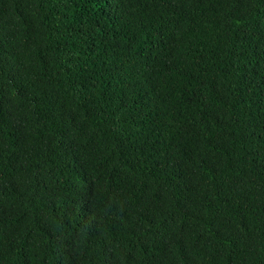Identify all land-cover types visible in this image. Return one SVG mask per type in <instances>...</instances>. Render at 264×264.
Masks as SVG:
<instances>
[{
    "label": "trees",
    "instance_id": "1",
    "mask_svg": "<svg viewBox=\"0 0 264 264\" xmlns=\"http://www.w3.org/2000/svg\"><path fill=\"white\" fill-rule=\"evenodd\" d=\"M0 264H264V0H0Z\"/></svg>",
    "mask_w": 264,
    "mask_h": 264
}]
</instances>
